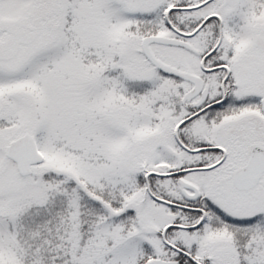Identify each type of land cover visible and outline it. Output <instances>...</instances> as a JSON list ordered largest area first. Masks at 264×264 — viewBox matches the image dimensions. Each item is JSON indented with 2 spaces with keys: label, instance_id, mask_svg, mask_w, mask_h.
I'll list each match as a JSON object with an SVG mask.
<instances>
[{
  "label": "snow or ice",
  "instance_id": "6c2138e0",
  "mask_svg": "<svg viewBox=\"0 0 264 264\" xmlns=\"http://www.w3.org/2000/svg\"><path fill=\"white\" fill-rule=\"evenodd\" d=\"M0 264H264V0H0Z\"/></svg>",
  "mask_w": 264,
  "mask_h": 264
}]
</instances>
